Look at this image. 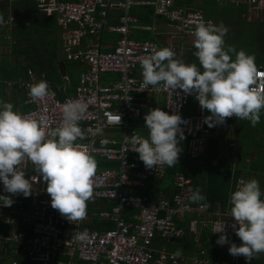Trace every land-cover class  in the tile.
<instances>
[{
    "label": "built area",
    "instance_id": "built-area-1",
    "mask_svg": "<svg viewBox=\"0 0 264 264\" xmlns=\"http://www.w3.org/2000/svg\"><path fill=\"white\" fill-rule=\"evenodd\" d=\"M32 1L38 13L54 18L62 30L66 60L83 63L87 69L80 73L72 95L61 99L58 95H65L66 87L55 88L43 74L28 70L27 77L16 82L25 93L26 104L31 106L28 112L21 115L37 120L47 132L60 126L65 103L80 100L86 104V111L79 120L82 138L75 143L93 158L114 165L103 170L96 167L93 198L87 203L99 201L109 204L106 210H99L94 216L110 222L113 228L98 232L83 226L84 219L69 223L51 208L50 197L44 191L46 184L39 179V173L33 171V165L27 162L23 167L26 178L33 183L32 195L27 198L18 195L13 198L11 206L0 207V264H215L211 253L201 246L202 234L211 235L217 245L219 234L213 231L225 222L227 239L234 243L237 236L229 212L208 214L205 208L192 205L188 197L194 189L193 184L182 174L173 177L174 194L170 199L160 197L154 200L142 194L150 179L164 177L166 166L146 169L143 162L134 161L138 154L133 151L130 139L125 140V136H134L129 133L131 120L147 108L143 102L136 100V95L162 96L163 111L168 114L178 107L179 114L187 122L181 126L184 130L181 142L186 144V154L191 159L205 154L208 138H222L229 133L235 117L225 118L223 124L209 128L202 122L205 115L198 102L196 115L185 113L190 101L195 100L193 95H177L179 90L170 93L160 86H148L141 90L142 81L133 77V72L141 68V61L157 49L168 47L176 53L175 58L181 60L178 42L193 39V29L201 20L214 23L199 11L176 7L177 0ZM243 1L251 9L264 10V0ZM133 7L152 8L155 16L165 20L173 30L168 34L166 44L130 39L131 27L138 23L130 14ZM113 10L121 11L117 24L110 28V32L118 38L112 50L105 52L100 38L108 12ZM15 22L11 15L0 18V63L1 56L10 53L13 44L10 33ZM256 68L257 83L254 88L264 93V66ZM108 74H115L118 78L115 82L104 84L102 77ZM40 80L48 83L49 95L33 100L28 95V87ZM14 84L7 82L8 87ZM118 114L121 117L119 126L113 123V117ZM97 127L102 128L100 134L96 133ZM112 131H119L121 135H105ZM104 140L107 143H102ZM242 181L248 179L237 178L234 190ZM260 190L264 194V190ZM132 210L137 212L132 213ZM187 216L191 218L187 223L188 233L198 249L197 253L185 257L159 251L154 246V239L158 236L170 243L181 238L184 231L176 227V222L184 223ZM81 232H86V239L75 240V235ZM219 246L228 249V244ZM230 264H246L245 258L231 256Z\"/></svg>",
    "mask_w": 264,
    "mask_h": 264
},
{
    "label": "clouds",
    "instance_id": "clouds-1",
    "mask_svg": "<svg viewBox=\"0 0 264 264\" xmlns=\"http://www.w3.org/2000/svg\"><path fill=\"white\" fill-rule=\"evenodd\" d=\"M227 32L223 23L214 25L201 20L196 24L192 32L193 55L199 66L176 59V53L168 47L153 51L141 61V90L160 86L170 93L179 90L177 95H193L201 110L209 113L202 121L209 128L223 124L228 117L247 120L254 127L260 122L264 109V93L254 88L259 65L255 66L253 55L225 47ZM46 81L29 85L28 95L33 100L49 95ZM86 107L80 100L65 103L60 126L46 132L37 120L13 111L11 103L0 101V193L10 194H0V207L11 206L18 195L25 198L32 195L33 183L26 178L23 167L30 162L33 171L39 173V179L46 184L44 191L50 197L51 208L69 223L85 218L87 202L93 198L96 161L75 142L82 138L79 120ZM120 119V114L116 115L113 123L119 126ZM143 119L147 136H125L126 142L130 139L138 159L146 169L177 165L182 151L179 145L184 139L181 126L187 124L178 107L172 114L157 107L150 109ZM101 132L102 128L97 127L96 133ZM188 199L195 203L193 205L208 206L199 188L192 191ZM229 202V215L234 220L232 227L241 243L237 246L228 241L225 222H222L213 231L219 234L216 244H228L231 256H243L249 264L257 254L264 253V194L258 181H242L231 192ZM86 236V232H81L74 238L83 241ZM197 251L196 247L195 253Z\"/></svg>",
    "mask_w": 264,
    "mask_h": 264
},
{
    "label": "crops",
    "instance_id": "crops-1",
    "mask_svg": "<svg viewBox=\"0 0 264 264\" xmlns=\"http://www.w3.org/2000/svg\"><path fill=\"white\" fill-rule=\"evenodd\" d=\"M24 1L25 0H23L22 2H24ZM30 1H32V0H30ZM188 1L190 4L185 5V6L183 5L185 9H191L194 11H199L202 15H203V13L201 12V10L205 9L208 12L213 14V12L209 9V7H207V5H205L206 0H202V1L188 0ZM13 3H21V2L9 3V2L1 0L0 1V13L2 15L5 14L7 12V9H8V8L5 9V5L6 4L7 5L13 4ZM216 3L218 4L219 7H223L226 4L227 8H229V7L236 8L237 9L236 13H244V12L254 11V9H251L250 6L248 4H246L243 0H216ZM239 3H242V4H240L241 6L239 5ZM24 5L28 6L27 4H24ZM195 6H198V7H195ZM179 7H181V6H179ZM34 8H35V4H34ZM133 8L130 9V14H131V10ZM196 9H198V10H196ZM239 9H241V11H239ZM20 10H16L17 18L15 20L16 22L14 23V27H13L14 30L12 29L10 34H12V32H14V31H16V28L20 25H24V27H22V28H25L26 32L28 30L33 31L37 27L38 23H36V21H37V19L40 20V17L43 18V21L46 24L51 25V24L56 23L54 18L47 17L45 15L43 16V14L38 13L36 10L34 13H30V11L28 9H20ZM255 11H263L264 12V10H258V9H255ZM8 15L15 16V14L12 11H9ZM120 15H121V11H119V10H113V11L108 12L107 20L104 23V29L102 31V35L100 38L102 48H103L102 50L105 52H109L112 50L114 43H115L116 39L118 38V36L116 34H113L110 32V28L113 26L110 23L113 20H115V22H116V20H118ZM203 16H204V18H206L205 15H203ZM134 18H136V17H134ZM206 19H208V18H206ZM137 20H138V23L131 27V35H130L131 40H136V41L149 40V41H154V42L160 43L161 45L167 43L168 38L165 39L166 36L164 35L163 31H160V30L162 29V27H167V29H171V28L167 25V23L162 18L160 19V17H159L158 19H154L153 25L150 27L139 26V23H140L139 19H137ZM208 20H210V19H208ZM214 20L211 19V21L214 23V25L219 24L218 19L216 20V18H215ZM240 22H241V25L242 24L245 25V27L242 26V28L239 29L240 33L238 35L234 36V32H231L228 30V32L224 38H226L227 40H228V38L229 39H233V38L237 39V37L239 36L242 40H244L248 43L258 44L261 40V37L264 34V31L262 33H260V35H258V33L254 34V32H252V34H250V30H249V28H247V27H249V24H245V22H243L241 19H240ZM258 25L259 24L256 23L255 26H258ZM141 32H149L150 37L152 39L151 38L150 39H142V40L133 39L134 34L141 36L142 35ZM60 35H63L62 30H60ZM60 35L58 36L54 32H52V35H50V37L48 38L49 40H53V39L55 40V38H56L55 42H57L56 43L57 47H56L55 51H56L57 66L55 68H52L54 66V64H53V66L49 68L50 71L48 74H46L44 72H42L41 74L44 75L45 79H46V76L51 77V76L56 75L55 77H57V79L59 80V83L54 85V87L60 88V87L64 86L67 88V92L65 95H58L59 98L61 99L63 97H67V96L72 95L73 85L77 84L78 77H79L81 71L76 69L77 72L73 76L72 74L70 75L66 70H64V66H63V64H61V62L63 61V59L66 60V58H64V56H65L64 45L59 43ZM166 35H168V34H166ZM106 36H108V37H106ZM11 37H12V35H11ZM257 38L259 39L258 41H257ZM193 39H188V40H192L190 44L185 42V40L180 43V45H181V60L184 61L185 63H196L198 65V61H196V58H191V55H190L192 52L191 48L193 47ZM247 39H249V40H247ZM12 40H13V38H12ZM31 40H32V38L27 39L26 49H31V44H29V42L31 43ZM164 40H165V42H164ZM14 44H15V42L13 40V44L11 45V49H12V46ZM3 45L6 46V44H3ZM10 53H11V50H10ZM10 53H5V54L8 55ZM2 56H4V54ZM40 59H41V54H38L37 56L33 57V61L34 60L39 61ZM43 59L46 63L48 62L49 59H48L46 53H45V57ZM256 60H257V57L255 58V61ZM262 62L264 65L263 59H262ZM56 63H55V65H56ZM78 64L85 67V69L83 71H85L87 69V66L85 64H83V63H78ZM26 75H27V72H26ZM26 75H25V78H26ZM133 76L142 81L141 68H139L135 72H133ZM117 78H118V76L115 74L104 75L102 77V82L104 84H107L109 82H115ZM22 79H24V78L16 79L14 81L15 84L13 87L7 86L8 81L1 82V80H0V101L11 103L13 105V111H16L19 113H24L23 110L25 109L26 106L29 105V104H26V98L24 97L23 90L16 84V82H18ZM49 84L52 85L51 83H49ZM135 98L137 101L143 102L147 108H146V110L142 111L137 117H134L131 120L129 133H133L134 135H137V136H147L143 117L148 112V110L156 108V107L160 108L163 111V109H164L163 97L160 95H136ZM190 102L191 103H190V105H188V108L185 111V113L189 116H194L197 113V105H195V101H193V100ZM189 108H190V111H189ZM204 115L205 116L209 115L207 110H204ZM242 124H247L249 126V128L252 127L253 132H250L248 130L245 131L244 128L242 127ZM105 135H107V136H120L121 132L112 131V132L105 133ZM244 136H249L250 139L247 142H242V137H244ZM185 147H186V144H185ZM206 149H207L206 153H205V155H203L204 157L201 156L200 158L196 159V160H198V162L200 161V164H203V166L198 163L196 165V167L194 168V170L198 167H200V169H201V167H202V171L204 172V174H203L204 179H206L205 172L209 171V169H211V171L214 172V174H217L220 171L223 172V176L217 177V175H216V177L215 176L214 177L216 179H219V182H221L226 187L228 202H227V207L225 208V210L227 212H228L229 208L231 207L230 202H229V197H230L231 192L234 191V183L237 180L235 177V173L237 171H239V170L241 171V173L239 175L240 177H245L248 180L256 179L259 183L260 189L264 190V115L260 116V122L258 124H256L254 127L251 126V124L247 120L235 119L232 122L231 129L226 136H224L222 138L211 137V138L207 139ZM184 152L186 154V150ZM243 157H245V158L243 159ZM189 159L195 160V159H191V158H189ZM203 159H204V161H202ZM136 160L141 164L142 161H140L138 159V157H136ZM111 165H112V167H114L113 164H111ZM227 165L230 167V169H228ZM232 166H233V168H232ZM112 167H110V168H112ZM226 168H227V170H229V173H230L229 179H228V174H227ZM222 177H224V178H222ZM154 179H158V178H154ZM154 179H150L147 182L146 190L144 192H141V193L142 194H145L147 192L150 193L152 195L151 197L154 200L155 199L157 200L160 197L165 198L164 197L165 195L162 193V191L158 190V187L160 185L157 184V189H156V187L151 185L154 183V181H155ZM162 179H164V178H162ZM170 184H172V183L170 182ZM170 187H171V185H170ZM164 188L166 189V186ZM193 188H194V186H193ZM168 193L170 195L171 191ZM108 207H109V204H107L106 202L97 201V202H92L91 204L87 203L86 216L83 220L82 225L83 226L89 225L91 222V219L93 217H95L94 216L95 214H97V211L106 210ZM214 211H215L214 213H223L220 211L219 204H215ZM226 211H224V212H226ZM132 213H135V212L132 211ZM125 215H127V213H125ZM178 240H180V239H178ZM173 242L174 241H172L170 243H166L157 236L154 239V246L157 249H159V251H165V252L174 253V254H181V255H184L185 257H189V256L195 254L196 246L195 247L193 246V249L191 251L189 250L187 253H185L183 251L184 248L181 247L183 249L181 251V249L178 247V245L176 243H175V245L180 250L179 249L176 251L172 250V249H177L176 246L173 244ZM211 242L213 244V249H216L217 253L222 252L224 250H227V249H223V247H220V246L218 248L217 247L218 245H215L213 239L211 240ZM205 243H207V241ZM208 246H210L209 242H208ZM203 248H207V247L204 246ZM261 255L264 259V253H261ZM211 256H212V253H211ZM230 258H227V261L225 264H230ZM213 260H214V258H213ZM219 261L220 260H217V261L214 260V263L219 264ZM263 264H264V262H263Z\"/></svg>",
    "mask_w": 264,
    "mask_h": 264
},
{
    "label": "trees",
    "instance_id": "trees-1",
    "mask_svg": "<svg viewBox=\"0 0 264 264\" xmlns=\"http://www.w3.org/2000/svg\"><path fill=\"white\" fill-rule=\"evenodd\" d=\"M24 4H27L28 6H26ZM188 4H190L188 0H177L175 3V5L177 7L181 6L182 8H184V6L188 5ZM195 7H198V6H195ZM6 8H8L7 12L3 15L0 13V17H2V16L6 17L7 16L6 14H8L9 11H12L17 18L16 10H20V9H28L30 11V13L35 12L34 3L30 0H25L24 2H21V3H13V4H8V5L6 4L5 9ZM239 11H241V9H239ZM201 12L203 13V15H205L206 18H208L210 20L215 19V16L212 13L208 12L207 10L203 9V10H201ZM131 15L136 17L137 19H139V22H140L139 26H148V27L153 25L154 19L159 18V17L154 15L153 9L148 8V7H134L131 10ZM36 23H38V25L33 31L28 30L26 32L25 28H22V27H24V25H20L16 28V31L12 32L11 35H12V38H13L15 44L12 46L10 54H8V55L4 54V56L1 57V63H0V80H1V82L15 81L16 79H19V78H25L27 70H32L34 73H36L38 75L41 74L42 72L48 74L50 71L49 68L52 67L53 64H54V66L52 68H55L57 66L56 51H55V49L57 47L56 46L57 42H55L56 38H55V40L54 39L53 40L48 39L50 37V35H52V24L49 25V24L44 23L43 18H41V17H40V20L37 19ZM110 24H112L113 26L116 25L117 20H116V22H115V20H113ZM55 25H56V23H55ZM141 34H142L141 36L134 34L133 39L142 40V39H150L151 38L149 32H141ZM106 37H108V36H106ZM31 38H32L31 43L29 42V44H31V49H26L27 39H31ZM224 40H225V47L226 48L232 47L236 51L243 50L245 53L251 54L255 58L257 57V60L255 61L256 65H263L262 59L264 60V34L261 37V40L258 44L248 43V42L242 40L239 36L237 37V39H235V38L229 39L228 38V40H227L226 38H224ZM48 44L50 46L49 52L46 51ZM191 49H192V52L190 54L191 58H196L193 55V53L195 51L194 46ZM45 53L47 54V57L49 59L47 63L43 59L45 57ZM38 54H41V59L39 61L38 60L33 61V57L37 56ZM232 57L234 59V54H232ZM64 58H66V56H64ZM196 61H197V59H196ZM55 63H56V65H55ZM61 64H63L64 70H66L70 75L72 74L73 76L75 75L77 70L82 72L85 69V67L79 65L78 63L67 62L65 59H63ZM55 76L56 75L51 76V77L46 76L47 82L52 83L53 86L59 83V80ZM26 77H27V75H26ZM74 86L75 85H73V87ZM24 97H25V94H24ZM30 109H31V106L28 105L25 107V109L23 111L26 112V111H29ZM262 115H264V109L261 110L260 116H262ZM242 127L244 128L245 131H247L249 128V126L247 124H242ZM179 146L181 147L182 151L179 154L177 165H175L173 167H167L166 166V172H165V175L163 177L164 179H162V178L161 179H154L155 181L151 185L156 187V189H157V184L160 185L158 187V190L162 191V193L165 195L164 197L166 199H170L172 197V195L174 194V190H173L172 184H170V182L172 183V180H173V177L175 174H182L185 177L190 178L192 180V184L194 186L193 191L195 189L199 188L201 194H203L206 197L205 202L208 205L207 208H205L206 213L214 214L215 204H219V208H220L221 212L226 211L225 208L227 207V202H228L227 190H226V187L221 182H219V179L215 178L216 175H217V177L223 176V172L220 171L217 174H214V172H212L211 169H209V171L205 172L206 179H204V175H203L204 172L202 171V167H201V169H200V167H198L194 170L196 165L198 163L200 164V161L198 162V160L195 159L197 161V163L195 164L194 163L195 160L189 159V157L184 152L186 150L185 143L180 142ZM205 153H206V151H205ZM244 158L245 157H243V159ZM94 159L96 161V167H98L99 169L103 170V169H107V168L112 167L111 164L104 162L103 160L98 161L96 158H94ZM204 159L202 161H204ZM134 161H137L136 158L134 159ZM200 165L203 166V164H200ZM227 167H228V169H230V167L228 165H227ZM226 170H227V168H226ZM240 173H241L240 170L235 173L236 179L238 177H240L239 176ZM227 174H228V179H229L230 178L229 170H227ZM222 178H224V177H222ZM170 185H171V187H170ZM165 186H166V189L164 188ZM170 191H171V194L169 195L168 192H170ZM145 195L152 198L151 197L152 195L148 192L145 193ZM191 204L193 205L195 203H191ZM229 211H230V208H229L228 212ZM134 212H137V210H134ZM190 219L191 218L187 216L186 221L184 223L180 224V223L176 222V225H177L176 227H178V228L182 227L185 235L182 238H180V240L176 239L177 241L174 240V242H173L174 245H175V243L178 245V247L181 249V251L183 250L182 248H184L183 251L185 253H187L189 250L191 251L193 249V246L195 247V244L193 243V238L188 233V229H187V223L189 222ZM85 227L89 228L90 230H94V231H98V232H105V231L111 230L113 228V225L108 221L99 220L96 217H93L91 219L90 224L85 225ZM212 239L213 238L211 235H209L207 233H203L202 239H201V245L203 247L204 246L207 247L206 249L210 253H212V257L214 258V260H216V261L220 260L219 264H225L227 261V258H230L231 255L228 253L227 250H224L222 252L217 253L216 252L217 250L213 249V244L211 242ZM206 241H207V243H205ZM208 242L210 243V246H208ZM234 243L237 246L240 245L241 242L239 241L238 237L235 238ZM178 247L176 246L177 249H172V250L176 251L179 249ZM263 262H264V259L261 255V253H259L255 256L254 259H252L249 262V264H263Z\"/></svg>",
    "mask_w": 264,
    "mask_h": 264
},
{
    "label": "rangeland",
    "instance_id": "rangeland-1",
    "mask_svg": "<svg viewBox=\"0 0 264 264\" xmlns=\"http://www.w3.org/2000/svg\"><path fill=\"white\" fill-rule=\"evenodd\" d=\"M240 4H242V3H239V5ZM205 5H207V7H209V9L213 12V15L215 16L216 20L218 19V23L219 24L223 23V25L226 26L229 31L234 32V36H236L240 33L239 29H241L242 26L245 27V25H243V24L241 25L240 19L243 22H245V24H249V27H247V28H249L250 34H252V32H254V34L258 33V35H260V33H262L264 31V12L263 11H255L254 10V11H249V12H244V13H236V10H237L236 8H231V7L227 8L226 4L223 7H219L218 4L216 3V0H206ZM196 10H198V9H196ZM13 18L16 20V16H13ZM256 23L259 25L255 26ZM160 31H163L164 35L166 36L165 39H167L168 35H166V34H169V32H171L173 30L167 29V27H162V29ZM52 32H54L58 36L60 35V29L55 24H52ZM184 40L188 44H190L192 41V40H188V39H184ZM247 40H249V39H247ZM258 40L259 39L257 38V41ZM64 42H65V37L63 35H60L59 43L63 45ZM164 42H165V40H164ZM178 43L180 45V42H178ZM49 48H50V46L48 44L47 48H46L47 52L50 51ZM193 101H195V100H193ZM196 104H197V101H195V105ZM189 111H190V108H189ZM248 131L253 132V128L250 127L248 129ZM249 139H250L249 136H244V137H242V142H247ZM194 163L196 164L197 161H195Z\"/></svg>",
    "mask_w": 264,
    "mask_h": 264
}]
</instances>
